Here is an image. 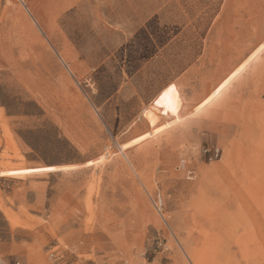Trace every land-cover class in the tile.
Returning <instances> with one entry per match:
<instances>
[{
	"label": "rangeland",
	"instance_id": "374dc122",
	"mask_svg": "<svg viewBox=\"0 0 264 264\" xmlns=\"http://www.w3.org/2000/svg\"><path fill=\"white\" fill-rule=\"evenodd\" d=\"M263 217L264 0H0L7 264H264Z\"/></svg>",
	"mask_w": 264,
	"mask_h": 264
},
{
	"label": "built area",
	"instance_id": "2783aa9c",
	"mask_svg": "<svg viewBox=\"0 0 264 264\" xmlns=\"http://www.w3.org/2000/svg\"><path fill=\"white\" fill-rule=\"evenodd\" d=\"M203 154L209 162L216 161L222 157V151L218 147L204 149ZM188 175L190 178H192L194 175V171L193 170L188 171ZM0 264H7L6 259L1 251H0ZM52 264H60V263H58L56 260L53 259Z\"/></svg>",
	"mask_w": 264,
	"mask_h": 264
},
{
	"label": "bare ground",
	"instance_id": "6f19581e",
	"mask_svg": "<svg viewBox=\"0 0 264 264\" xmlns=\"http://www.w3.org/2000/svg\"><path fill=\"white\" fill-rule=\"evenodd\" d=\"M262 217V216H261ZM255 219V225H258V224H260V225H262V222H261V219L260 218H258L257 216H255L254 217ZM264 218V217H263ZM263 220V219H262ZM258 231V230H257ZM261 232L259 231V234H258V236H259V238H260V240L261 241H263L264 239H263V237L261 236V234H260ZM245 237H249V236H252V235H249L248 234V232L247 233H245ZM196 257V256H195ZM195 261H197V264H199L198 262H199V259H196ZM201 264H202V262H201Z\"/></svg>",
	"mask_w": 264,
	"mask_h": 264
}]
</instances>
